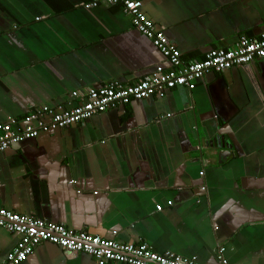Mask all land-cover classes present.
Here are the masks:
<instances>
[{
	"label": "crops",
	"instance_id": "obj_1",
	"mask_svg": "<svg viewBox=\"0 0 264 264\" xmlns=\"http://www.w3.org/2000/svg\"><path fill=\"white\" fill-rule=\"evenodd\" d=\"M88 1L0 0V122L171 69L120 7ZM143 1L186 63L264 34V0ZM0 208L199 264L221 248L264 264V60L0 153ZM19 240L0 229V264ZM22 264L96 261L43 243Z\"/></svg>",
	"mask_w": 264,
	"mask_h": 264
},
{
	"label": "built area",
	"instance_id": "obj_2",
	"mask_svg": "<svg viewBox=\"0 0 264 264\" xmlns=\"http://www.w3.org/2000/svg\"><path fill=\"white\" fill-rule=\"evenodd\" d=\"M103 4L120 7L130 17L132 25L150 39L169 61L171 69L164 70L159 66L132 86L111 82L100 88L90 89L84 95V102L73 108L53 110L43 107L22 119L0 122V153L24 141L36 139L41 133L80 123L111 109L153 96L165 98L169 91L180 87L194 90L198 82L209 73H223L264 60L263 34L260 38L241 36L236 46L231 49H216L209 52L203 60L186 63L164 30L158 28L144 13L143 0H89L84 8L90 10ZM161 209L158 207V211ZM0 229L20 236L16 247L2 264L24 263L43 243L55 245L66 252L88 254L95 259L96 264H199L196 258H186L169 252L158 254L147 244L132 245L104 239L85 231L71 230L63 224L19 215L3 208H0ZM113 234L116 235L117 232ZM224 255L225 249H219V264H228Z\"/></svg>",
	"mask_w": 264,
	"mask_h": 264
}]
</instances>
